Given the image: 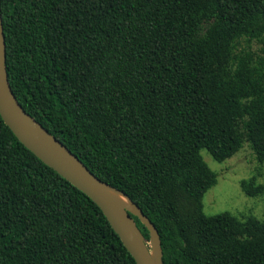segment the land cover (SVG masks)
<instances>
[{"label":"trees","instance_id":"16d2710c","mask_svg":"<svg viewBox=\"0 0 264 264\" xmlns=\"http://www.w3.org/2000/svg\"><path fill=\"white\" fill-rule=\"evenodd\" d=\"M0 7L16 99L142 210L163 264H264V221L203 213L217 174L201 156L222 163L247 144L264 163V0ZM240 187L264 196L257 176ZM0 264H136L100 209L1 117Z\"/></svg>","mask_w":264,"mask_h":264},{"label":"water","instance_id":"95a60500","mask_svg":"<svg viewBox=\"0 0 264 264\" xmlns=\"http://www.w3.org/2000/svg\"><path fill=\"white\" fill-rule=\"evenodd\" d=\"M0 117L26 149L86 195L100 209L136 264H163L159 233L142 210L124 193L94 175L61 141L30 116L16 99L6 69L1 7ZM132 216L146 228L149 241L141 234Z\"/></svg>","mask_w":264,"mask_h":264},{"label":"rangeland","instance_id":"374dc122","mask_svg":"<svg viewBox=\"0 0 264 264\" xmlns=\"http://www.w3.org/2000/svg\"><path fill=\"white\" fill-rule=\"evenodd\" d=\"M257 49L258 46L253 44L252 50ZM201 156L217 174L216 185L204 194L203 213L213 216L228 212L237 218L252 216L264 221V196L248 197L240 187L242 180L253 176H257V183L264 184V163L256 161L248 145L245 144L238 153L222 163L215 162L205 150L201 151Z\"/></svg>","mask_w":264,"mask_h":264},{"label":"bare ground","instance_id":"6f19581e","mask_svg":"<svg viewBox=\"0 0 264 264\" xmlns=\"http://www.w3.org/2000/svg\"><path fill=\"white\" fill-rule=\"evenodd\" d=\"M122 199H124V198H122ZM125 200V199H124ZM129 204V203H128ZM152 255V254H151Z\"/></svg>","mask_w":264,"mask_h":264}]
</instances>
